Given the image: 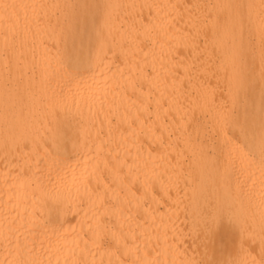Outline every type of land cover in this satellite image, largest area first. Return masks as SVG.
<instances>
[{
    "label": "bare ground",
    "instance_id": "6f19581e",
    "mask_svg": "<svg viewBox=\"0 0 264 264\" xmlns=\"http://www.w3.org/2000/svg\"><path fill=\"white\" fill-rule=\"evenodd\" d=\"M0 264H264V0H0Z\"/></svg>",
    "mask_w": 264,
    "mask_h": 264
}]
</instances>
